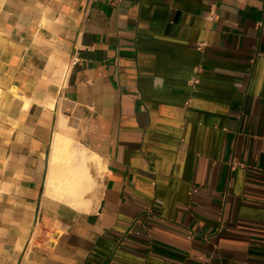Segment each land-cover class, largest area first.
Here are the masks:
<instances>
[{
	"label": "crops",
	"instance_id": "obj_1",
	"mask_svg": "<svg viewBox=\"0 0 264 264\" xmlns=\"http://www.w3.org/2000/svg\"><path fill=\"white\" fill-rule=\"evenodd\" d=\"M0 264H264V0H6Z\"/></svg>",
	"mask_w": 264,
	"mask_h": 264
},
{
	"label": "bare ground",
	"instance_id": "obj_2",
	"mask_svg": "<svg viewBox=\"0 0 264 264\" xmlns=\"http://www.w3.org/2000/svg\"><path fill=\"white\" fill-rule=\"evenodd\" d=\"M58 131L55 133V137H54V145L55 148H60L63 147L64 150H67L68 152H71V148L74 144V141L72 138H70L68 136V130H67V126H66V120L64 118L61 117V119L59 120L58 123ZM64 134V135H63ZM86 152L85 151H80L79 153L76 151H72L71 152V156L74 159L76 156H78L82 161H85L86 159ZM94 160L99 161V157H93ZM68 194L71 196L73 194H75L77 191L76 190H68L67 191ZM80 206H83L82 203H80ZM82 208V207H80Z\"/></svg>",
	"mask_w": 264,
	"mask_h": 264
},
{
	"label": "built area",
	"instance_id": "obj_3",
	"mask_svg": "<svg viewBox=\"0 0 264 264\" xmlns=\"http://www.w3.org/2000/svg\"><path fill=\"white\" fill-rule=\"evenodd\" d=\"M5 1H6V0H0V12H1V10H2L4 4H5ZM211 19H214V18H211ZM204 45H205V44H198V49H199V50H203V48L205 47ZM197 73H198V72H197ZM198 83H199V77H198L197 75L194 76L193 78H191V80H190V82H189V84H190V86H191L192 88H195V87L198 85ZM191 104H192V100L189 99V100L186 102V106L189 107Z\"/></svg>",
	"mask_w": 264,
	"mask_h": 264
}]
</instances>
